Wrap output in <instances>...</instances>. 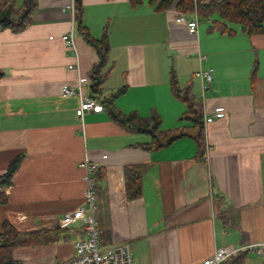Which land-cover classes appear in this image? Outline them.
<instances>
[{"label":"crops","instance_id":"crops-1","mask_svg":"<svg viewBox=\"0 0 264 264\" xmlns=\"http://www.w3.org/2000/svg\"><path fill=\"white\" fill-rule=\"evenodd\" d=\"M71 2L75 7V0H37L26 29L0 31V175L21 157L11 185L0 189V233L8 222L42 240L14 248L12 259L63 264L72 257L83 223L65 230L58 223L82 205L85 160L99 163L92 175L99 241L128 244L134 264H202L218 248L264 242V36L238 26L222 34L212 28L215 14L198 12L190 35L175 23V6L156 11L148 0H81V26L109 44L99 97L123 87L113 99L122 114L157 115L161 129L187 130L193 123L181 120L187 108L172 94L173 74L201 106V162L190 137L142 149L150 136L114 122L99 101L79 119L80 97L61 89L80 87L89 97L88 74L98 58L78 29L76 9L63 11ZM183 15L192 19L194 12ZM69 33L72 49L61 41ZM199 69L213 77L203 98ZM218 106L226 116L205 124ZM127 172L139 177L133 199L125 193Z\"/></svg>","mask_w":264,"mask_h":264},{"label":"trees","instance_id":"trees-1","mask_svg":"<svg viewBox=\"0 0 264 264\" xmlns=\"http://www.w3.org/2000/svg\"><path fill=\"white\" fill-rule=\"evenodd\" d=\"M143 1L129 0L132 6H137ZM36 2L37 0H24L22 4L18 5L15 0H0V31L10 29L14 32H20L26 29L31 22V15L36 8ZM148 2L156 11H165L175 6L179 13L196 10L199 16L204 18L215 14L216 18L212 22V28L220 30L222 34H232L234 31L232 26H238L246 35L258 34L264 36V0H196V2L193 0H148ZM75 9L78 29L83 34L86 42L95 49L98 58L97 64L88 74L90 79L89 97L99 101L107 109L110 118L114 122L127 126L133 132L149 135L151 142L148 145H140L142 149L148 151L159 150L179 138L190 137L195 141L197 147V159L204 162L201 106L189 95L187 89H179L176 77L173 74L170 79L172 94L180 99L187 108V112L181 120L187 119L193 123L192 128L187 130H163L160 128L161 121L157 115L143 119L136 113L122 114L114 107L113 99L124 92L123 87L107 99L99 97L100 87L104 81L102 69L107 61L109 44L105 35L100 39H94L88 30L81 26V0H75ZM2 76L3 74L0 72V78ZM20 161L21 157L14 158L9 163L6 172L0 175V189L11 185L12 176ZM126 174V197L127 199L136 198L140 195L139 177L137 173L131 175L127 172ZM5 203L6 197L3 193H0V206ZM40 236L41 233L37 232H17L8 222H4L0 233V264H20L12 259V250L21 246H33L42 243ZM244 255L246 254L233 257L224 264H242Z\"/></svg>","mask_w":264,"mask_h":264},{"label":"built area","instance_id":"built-area-1","mask_svg":"<svg viewBox=\"0 0 264 264\" xmlns=\"http://www.w3.org/2000/svg\"><path fill=\"white\" fill-rule=\"evenodd\" d=\"M193 1L196 2V0ZM63 11L74 14V3L71 2L70 5H66L63 8ZM193 12L194 16L192 19L185 18L183 13H177L174 20L176 24L183 25L187 33L190 35H195L197 33L198 25L200 23L197 11L194 10ZM61 41L71 49L73 48V38L70 33L61 36ZM200 59H202V57H200ZM195 78L200 82L201 98H203L212 82V70L199 69L195 73ZM61 94L63 96H74L75 94H78L80 97L79 119H82L86 113L99 109V104L94 99L83 94L80 87H78L77 91L69 87H63L61 89ZM225 116V108L218 106L214 107L212 113L205 116L203 120L205 124H208L216 119H222ZM102 159H106V156L102 157ZM81 167L86 172L84 177L85 189L82 205L74 211L63 215L59 220L58 227L60 229H66L74 225L76 222H82L84 237L74 242L73 255L63 264H134L131 247L128 244H119L109 247L101 245L99 241L98 227L94 219V212L97 204V191L92 179V175L99 168V163L85 160L81 163ZM248 253L264 256V242L218 248L209 258L205 259L202 264H224L233 257Z\"/></svg>","mask_w":264,"mask_h":264},{"label":"rangeland","instance_id":"rangeland-1","mask_svg":"<svg viewBox=\"0 0 264 264\" xmlns=\"http://www.w3.org/2000/svg\"><path fill=\"white\" fill-rule=\"evenodd\" d=\"M215 18L216 17L214 16L212 18V20L210 19V21H214ZM76 33H77V31H76ZM80 33H81V31H80ZM245 257H246L245 262L242 264H264V256H259V255H256L254 253H249ZM236 264H241V263H236Z\"/></svg>","mask_w":264,"mask_h":264}]
</instances>
